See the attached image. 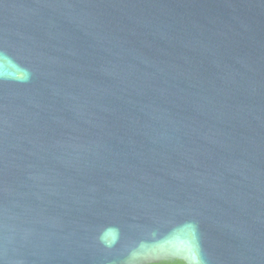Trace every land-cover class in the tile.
I'll return each instance as SVG.
<instances>
[{
    "label": "water",
    "instance_id": "water-1",
    "mask_svg": "<svg viewBox=\"0 0 264 264\" xmlns=\"http://www.w3.org/2000/svg\"><path fill=\"white\" fill-rule=\"evenodd\" d=\"M264 264V0H0V264Z\"/></svg>",
    "mask_w": 264,
    "mask_h": 264
},
{
    "label": "trees",
    "instance_id": "trees-1",
    "mask_svg": "<svg viewBox=\"0 0 264 264\" xmlns=\"http://www.w3.org/2000/svg\"><path fill=\"white\" fill-rule=\"evenodd\" d=\"M157 264H186L183 261L175 260V261H163Z\"/></svg>",
    "mask_w": 264,
    "mask_h": 264
},
{
    "label": "flooded vegetation",
    "instance_id": "flooded-vegetation-1",
    "mask_svg": "<svg viewBox=\"0 0 264 264\" xmlns=\"http://www.w3.org/2000/svg\"><path fill=\"white\" fill-rule=\"evenodd\" d=\"M160 263V262H159ZM154 264H157V263H154Z\"/></svg>",
    "mask_w": 264,
    "mask_h": 264
}]
</instances>
